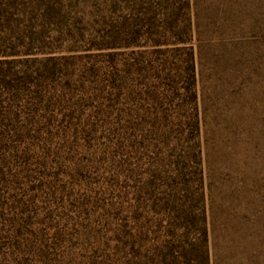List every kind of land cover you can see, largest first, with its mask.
Listing matches in <instances>:
<instances>
[{
    "label": "rangeland",
    "instance_id": "rangeland-1",
    "mask_svg": "<svg viewBox=\"0 0 264 264\" xmlns=\"http://www.w3.org/2000/svg\"><path fill=\"white\" fill-rule=\"evenodd\" d=\"M0 157V264H264V0H0Z\"/></svg>",
    "mask_w": 264,
    "mask_h": 264
},
{
    "label": "trees",
    "instance_id": "trees-1",
    "mask_svg": "<svg viewBox=\"0 0 264 264\" xmlns=\"http://www.w3.org/2000/svg\"><path fill=\"white\" fill-rule=\"evenodd\" d=\"M190 56H191V60L193 61V59H194V55H193V52H190ZM194 68V67H193ZM1 159H0V179H2V180H4V181H6V177L10 174L9 172H10V168H9V166L7 165L8 164V161H7V158L6 157H0ZM14 185H17V182H15V184ZM14 185H13V187H14ZM12 188V187H11ZM9 190H10V187H9ZM4 200V201H7V202H9V198L7 199L6 197H2L1 199H0V201L1 200ZM0 204H1V202H0ZM0 208H1V206H0ZM4 211V207L2 208V212Z\"/></svg>",
    "mask_w": 264,
    "mask_h": 264
}]
</instances>
